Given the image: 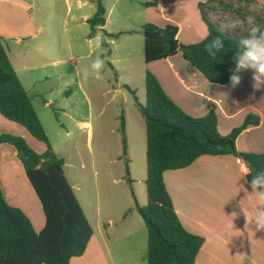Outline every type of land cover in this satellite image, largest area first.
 Wrapping results in <instances>:
<instances>
[{"label":"rangeland","instance_id":"obj_1","mask_svg":"<svg viewBox=\"0 0 264 264\" xmlns=\"http://www.w3.org/2000/svg\"><path fill=\"white\" fill-rule=\"evenodd\" d=\"M11 1L24 5L14 7L4 0L5 14L16 30L23 23L43 28L36 38L20 35V43L4 38L15 72L32 96L54 151L65 160V175L89 222L96 228L99 211L102 218L118 223L124 210L130 215L136 205L147 204L146 126L138 108L146 103L143 35L134 24L142 15L141 0H100L105 26L94 29L87 19L94 16L99 0ZM263 12L246 0H208L204 7L210 22L241 37L249 26L232 29L231 23L248 15L257 20ZM97 36L102 46L89 48L86 42ZM97 56L106 60L99 78L90 71ZM132 216L128 227L143 220ZM119 223L111 227H122Z\"/></svg>","mask_w":264,"mask_h":264},{"label":"trees","instance_id":"obj_2","mask_svg":"<svg viewBox=\"0 0 264 264\" xmlns=\"http://www.w3.org/2000/svg\"><path fill=\"white\" fill-rule=\"evenodd\" d=\"M205 4L200 3L199 7L208 24L209 34L196 44H182L177 39L178 27L175 25L159 27L145 24L141 29L145 63L181 53L210 83L225 85L230 82L235 68L233 57L242 37L229 35L210 23L204 13ZM104 16L105 9L99 0L94 16L87 22L92 29L104 26ZM256 21L264 24V12ZM218 36L222 38L224 47L213 58L204 46ZM145 88V105L137 103L146 126L147 204L144 207L136 205V209L148 230L146 262L195 264L204 239L182 226L163 174L168 170L186 168L203 155H233L247 165L252 175L264 171V154L240 153L236 149L239 134L250 126H257L260 119L249 115L242 126L222 136L217 130V117L213 110L201 118L187 115L168 98L150 72L145 75ZM0 113L23 126L46 146L43 153H38L23 137L0 134V145L9 144L15 148L45 215L44 228L36 232L24 212L8 204L0 187V264H69L73 258L84 254L93 229L65 175V160L52 148L32 98L9 59L2 37ZM121 127L124 133L123 121ZM122 142L123 154L126 155L125 136ZM251 178V175L247 177L249 183ZM129 181L132 182L131 179Z\"/></svg>","mask_w":264,"mask_h":264},{"label":"crops","instance_id":"obj_3","mask_svg":"<svg viewBox=\"0 0 264 264\" xmlns=\"http://www.w3.org/2000/svg\"><path fill=\"white\" fill-rule=\"evenodd\" d=\"M207 1L141 0L142 15L134 24L141 29L148 23L159 27L172 24L178 27L177 39L182 44H196L209 34L199 7ZM10 2L14 7H24ZM255 2L264 10V0ZM4 4L0 0V37L20 43V35L36 38L41 33L42 27L30 23H23L16 30L8 21ZM142 60L144 79L146 72L154 75L164 93L184 113L201 118L213 110L222 136L242 126L247 116H258L259 124L246 128L236 138V149L240 153L264 154V85L253 88L251 70L238 73L241 83L233 87L230 82L210 83L181 53L146 64L143 52ZM82 125L91 129L89 123ZM4 133L23 137L38 153L46 150L45 144L33 138L23 126L0 113V134ZM245 166L233 155H203L186 168L164 172V183L182 226L204 239L195 264H264V231H256L252 224L258 205L247 177L242 175ZM0 187L8 204L24 212L35 231L40 232L45 226L41 203L15 148L9 144L0 145ZM126 212L127 209L120 214L122 221L118 223L122 227L112 228L118 225V220L102 218L98 211L96 228L90 223L93 235L84 254L69 264H147V227L139 219L128 227L132 215H139L136 209L130 215Z\"/></svg>","mask_w":264,"mask_h":264},{"label":"clouds","instance_id":"obj_4","mask_svg":"<svg viewBox=\"0 0 264 264\" xmlns=\"http://www.w3.org/2000/svg\"><path fill=\"white\" fill-rule=\"evenodd\" d=\"M250 10L256 11L255 6ZM245 24L249 26L247 35L238 42V48L233 57L235 68L229 79L231 85L236 87L241 83V76L238 73L251 70L253 72L252 80L254 81L252 86L254 89H260L264 85V24L257 23L255 15H248L243 20L236 19L230 27L232 29H242ZM86 43L91 49H99L102 46V38L97 36L89 39ZM223 47V40L218 36L205 44L204 50L210 57L215 58L217 52ZM105 68L106 60L100 56H97L90 65L91 73H94L98 78ZM84 74L88 75L89 69H86ZM242 175L244 178L251 175V195L255 197L258 205L255 215L252 217V224L256 231H264V171H258L252 175L251 170L245 166L242 168ZM245 215L247 220L245 227H247L249 221L246 213Z\"/></svg>","mask_w":264,"mask_h":264}]
</instances>
